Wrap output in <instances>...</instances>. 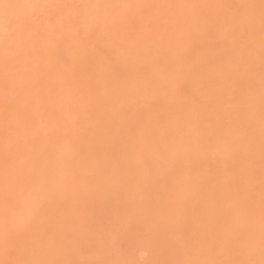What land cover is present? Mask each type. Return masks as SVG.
I'll return each mask as SVG.
<instances>
[{
  "label": "bare ground",
  "instance_id": "bare-ground-1",
  "mask_svg": "<svg viewBox=\"0 0 264 264\" xmlns=\"http://www.w3.org/2000/svg\"><path fill=\"white\" fill-rule=\"evenodd\" d=\"M0 264H264V0H0Z\"/></svg>",
  "mask_w": 264,
  "mask_h": 264
}]
</instances>
